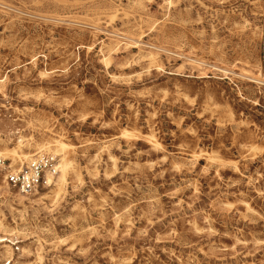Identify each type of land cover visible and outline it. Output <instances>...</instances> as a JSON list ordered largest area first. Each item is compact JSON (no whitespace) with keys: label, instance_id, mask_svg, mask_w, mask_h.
<instances>
[{"label":"rangeland","instance_id":"374dc122","mask_svg":"<svg viewBox=\"0 0 264 264\" xmlns=\"http://www.w3.org/2000/svg\"><path fill=\"white\" fill-rule=\"evenodd\" d=\"M41 154L0 264H264V0H0V158Z\"/></svg>","mask_w":264,"mask_h":264},{"label":"built area","instance_id":"2783aa9c","mask_svg":"<svg viewBox=\"0 0 264 264\" xmlns=\"http://www.w3.org/2000/svg\"><path fill=\"white\" fill-rule=\"evenodd\" d=\"M57 166L58 160L50 154L36 155L20 168H12L6 160L0 158V174L5 183L24 195L33 193L45 183V172L55 176L58 173Z\"/></svg>","mask_w":264,"mask_h":264},{"label":"bare ground","instance_id":"6f19581e","mask_svg":"<svg viewBox=\"0 0 264 264\" xmlns=\"http://www.w3.org/2000/svg\"><path fill=\"white\" fill-rule=\"evenodd\" d=\"M126 134H127V133H126ZM60 149H61V150L64 149V145H63V144L60 145ZM1 156H2V155H0V157H1ZM3 156H5V155H3ZM26 158H27V157H23L24 160H25ZM29 158H30V157H29ZM67 164H68V163H64L63 167H61V168H62V170H61L62 172L65 171V169L67 168ZM57 169H58V166H57ZM46 175H51V173H49V172H45V176H46ZM46 178H47V177H46ZM49 181H50V178L48 177V183H50ZM0 242L3 243V242H6V240L2 239Z\"/></svg>","mask_w":264,"mask_h":264}]
</instances>
